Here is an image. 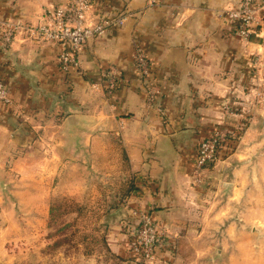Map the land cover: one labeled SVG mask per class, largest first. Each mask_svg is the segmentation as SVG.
Masks as SVG:
<instances>
[{
  "label": "crops",
  "instance_id": "0c3cea01",
  "mask_svg": "<svg viewBox=\"0 0 264 264\" xmlns=\"http://www.w3.org/2000/svg\"><path fill=\"white\" fill-rule=\"evenodd\" d=\"M67 1L0 0V78L11 99L0 103V165L9 163L20 174L26 169V179L43 187L42 196L34 183L18 191L17 178L0 169L11 200L22 204L26 198L34 212L40 196L49 212L48 167L56 165L63 187L66 164L73 159L76 166L79 159L67 150L85 149L92 165L113 166L108 175L117 173L124 182L114 193L127 202L121 238L130 240L138 216L148 212L172 241L149 264H264L258 233L243 232L250 228L254 235L256 216L264 213V107L254 101L264 84V22L244 41L225 15L240 0H93L94 19L126 18L82 45L71 74L59 69L58 43L36 42L17 29L12 44L3 45L7 26L37 25ZM136 44L150 60L151 104L132 58ZM110 68L118 83L108 93L103 77ZM225 103L251 108V122L237 151L223 159L221 152L202 184H195L198 142L210 130H235L242 120L226 112ZM16 149L25 150L24 157L13 155ZM98 151L104 160L95 159ZM117 241L114 249L130 254Z\"/></svg>",
  "mask_w": 264,
  "mask_h": 264
},
{
  "label": "rangeland",
  "instance_id": "374dc122",
  "mask_svg": "<svg viewBox=\"0 0 264 264\" xmlns=\"http://www.w3.org/2000/svg\"><path fill=\"white\" fill-rule=\"evenodd\" d=\"M92 12L93 9L91 8L90 15ZM243 40L248 41V39ZM141 48L143 49V47ZM72 72L74 71L69 72V74ZM103 81L105 80L103 79ZM254 94V101L259 104L262 103L261 106L264 107V84H261ZM223 109L229 114L235 116L238 114L239 119L241 117L242 120L235 123V130L215 129L231 132L226 148L222 149V159L237 151L243 131L252 119V114L249 112L251 108L249 107L244 109L233 108L227 107L225 103ZM215 130H210L207 136ZM38 151L39 153L42 152L41 149ZM49 151L51 155L56 153V150ZM67 151L71 152V156H74V154L79 156L78 164L73 166L74 160L69 159L73 162L66 164L65 180H62L65 182L63 187L60 188L58 187L57 172L54 168L56 165H52V163L48 167L50 174L49 212L43 211L40 196L39 208L34 212L27 210L30 202L26 201V198H22V204H16L15 201L11 200V194L8 193L9 184L0 177L5 184V190L0 189V264H145L144 261L136 258L131 253L122 256L114 249V246L118 244L117 240L121 239L120 242L124 243L127 251L129 240L126 241V238H121V235L124 234L121 223L126 219L124 208H126L125 204L127 202L125 196L117 198L118 194H114L117 188L120 191L123 190L124 182L119 178H115L117 173H113L112 177L116 183L112 181L108 174L114 172L113 166L106 165L103 162L92 165L90 152L85 149ZM24 152L23 149H16L13 151V155L24 157ZM104 156H106L105 152L98 151L95 159L104 160L105 158H101ZM11 168L12 166L9 163L0 165V169L5 174L9 173ZM38 168H42L41 161L35 169ZM211 169L212 167L206 170L205 176ZM25 171L26 169L22 171V174L14 170L11 171L12 177L17 178L13 181V187L17 188L18 191L26 192L34 183L35 189L41 195L42 184L35 182L37 180L26 179ZM21 176H23L22 180L18 179ZM73 177L75 178L73 179ZM39 178L41 180V176ZM113 186L115 189L111 188ZM43 204L45 205V203ZM116 205L117 207H115ZM5 208L6 210H4ZM256 218L255 226H258L259 229L252 230L254 235L250 234V228H245L243 232L246 237H255L258 233V238L262 241L261 250L264 252V227H262L264 226V213H258ZM7 227H9L7 231L12 233L10 236L2 233ZM111 235L113 236L111 237ZM117 236L118 239L116 240ZM248 247L249 245L243 246V248ZM242 253H249V251L243 250Z\"/></svg>",
  "mask_w": 264,
  "mask_h": 264
},
{
  "label": "built area",
  "instance_id": "2783aa9c",
  "mask_svg": "<svg viewBox=\"0 0 264 264\" xmlns=\"http://www.w3.org/2000/svg\"><path fill=\"white\" fill-rule=\"evenodd\" d=\"M93 0H68L65 6H56L47 11L43 20L37 25H18L15 28L7 26L2 33L4 46H10L17 29L25 31L32 40L41 43H58L62 46L58 54V66L62 73L69 74L79 67L78 55L84 43L103 34L107 28L123 24L124 14L113 18H95L90 15ZM264 0H240L239 3L225 15L233 25L235 32L243 39L255 34L257 26L264 22ZM133 61L145 85V99L151 104L154 101L152 84L149 83L150 60L144 50L135 45ZM104 83L108 93L113 92L118 83V73L110 68L104 75ZM0 103L11 104L7 88L0 78ZM231 136L227 130H215L212 134L202 138L196 148L193 163V182L202 184L206 170L218 161V152L226 148ZM128 251L149 264L158 258V251L162 248L173 247L169 236L153 219L150 213H142L130 231Z\"/></svg>",
  "mask_w": 264,
  "mask_h": 264
},
{
  "label": "water",
  "instance_id": "95a60500",
  "mask_svg": "<svg viewBox=\"0 0 264 264\" xmlns=\"http://www.w3.org/2000/svg\"><path fill=\"white\" fill-rule=\"evenodd\" d=\"M73 120H78V118H72ZM80 119V118H79ZM83 119V118H82ZM81 120V119H80ZM0 189L1 190H5V184L3 183V181L0 179Z\"/></svg>",
  "mask_w": 264,
  "mask_h": 264
},
{
  "label": "trees",
  "instance_id": "16d2710c",
  "mask_svg": "<svg viewBox=\"0 0 264 264\" xmlns=\"http://www.w3.org/2000/svg\"><path fill=\"white\" fill-rule=\"evenodd\" d=\"M221 152H223V150H219V152H218V158L221 156Z\"/></svg>",
  "mask_w": 264,
  "mask_h": 264
}]
</instances>
